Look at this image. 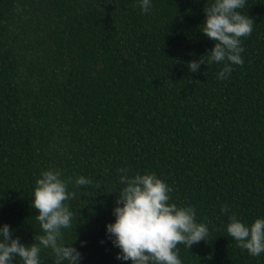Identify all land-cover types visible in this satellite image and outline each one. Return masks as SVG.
<instances>
[{
	"label": "trees",
	"instance_id": "1",
	"mask_svg": "<svg viewBox=\"0 0 264 264\" xmlns=\"http://www.w3.org/2000/svg\"><path fill=\"white\" fill-rule=\"evenodd\" d=\"M0 264H264V0H0Z\"/></svg>",
	"mask_w": 264,
	"mask_h": 264
}]
</instances>
